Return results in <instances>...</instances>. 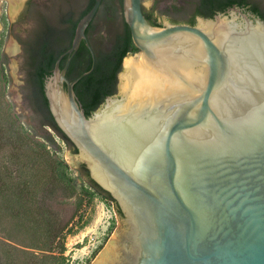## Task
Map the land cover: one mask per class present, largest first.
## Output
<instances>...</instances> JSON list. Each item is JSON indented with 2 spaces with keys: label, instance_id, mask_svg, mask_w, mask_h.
Here are the masks:
<instances>
[{
  "label": "water",
  "instance_id": "obj_1",
  "mask_svg": "<svg viewBox=\"0 0 264 264\" xmlns=\"http://www.w3.org/2000/svg\"><path fill=\"white\" fill-rule=\"evenodd\" d=\"M102 2L45 83L75 162L122 212L92 264H264V19L234 6L155 26L143 0H124L138 52L124 58L116 95L87 116L74 87L95 68L87 29ZM121 31L120 16L97 18L91 39L105 47ZM83 41L93 66L70 80Z\"/></svg>",
  "mask_w": 264,
  "mask_h": 264
},
{
  "label": "rangeland",
  "instance_id": "obj_2",
  "mask_svg": "<svg viewBox=\"0 0 264 264\" xmlns=\"http://www.w3.org/2000/svg\"><path fill=\"white\" fill-rule=\"evenodd\" d=\"M89 0H2L0 11V264H92L118 229L116 206L79 179L77 152L33 111L25 43L47 20ZM197 0H143L160 24L188 22ZM264 8V0H251ZM197 18V17H196ZM64 38V35H63ZM47 130L59 146L43 138ZM65 162L69 168H64ZM85 165V164H84ZM67 177L78 178L70 185Z\"/></svg>",
  "mask_w": 264,
  "mask_h": 264
},
{
  "label": "trees",
  "instance_id": "obj_3",
  "mask_svg": "<svg viewBox=\"0 0 264 264\" xmlns=\"http://www.w3.org/2000/svg\"><path fill=\"white\" fill-rule=\"evenodd\" d=\"M123 2L124 0H103L95 19L87 29L88 41L94 50L96 64L94 70L83 77L74 87L87 116L95 112L108 96H113L117 93L118 76L123 69L124 58L129 54L138 52V48L132 39L131 29L125 21ZM94 3L95 0H89L86 8L78 15H75L72 11L61 16V28L57 32L59 35L55 44L51 42L52 34L55 33V25L50 24L47 20H43L40 29L25 43L26 60L29 69V94L33 111L38 116L40 125L56 132L63 141L73 147L74 152L78 151L77 147L60 129L51 113L45 94V83L49 76L52 75L58 58L71 47L78 22L91 10ZM195 4L197 10L190 18L189 23L191 25L196 24V17L212 18L217 13L226 12L233 5L241 6L246 11L264 19V8L251 0H198ZM144 13L152 25L158 26L156 21L152 20L155 17L153 10H147L144 7ZM117 16L122 18V31L108 40L105 47L93 42L91 32L94 30L95 20L103 17L113 21ZM66 60L67 57H64L61 67H64ZM92 66L93 55L91 49L87 46L86 41H83L72 60L67 77L73 80L89 71ZM43 138L49 145L59 146L50 131L47 130V134ZM62 166L69 168V165L65 162L62 163ZM77 171L79 172V179L89 184L90 189H85L89 195L97 194L101 196L104 201L115 204L119 213H122L112 195L91 178L86 165L81 164ZM66 179L70 185L77 184L78 178L67 177Z\"/></svg>",
  "mask_w": 264,
  "mask_h": 264
},
{
  "label": "flooded vegetation",
  "instance_id": "obj_4",
  "mask_svg": "<svg viewBox=\"0 0 264 264\" xmlns=\"http://www.w3.org/2000/svg\"><path fill=\"white\" fill-rule=\"evenodd\" d=\"M198 1V0H197ZM234 6H238V5H233V6H231L230 8H228L227 10H226V12L228 11V10H230L232 7H234ZM145 7V6H144ZM239 7H241V6H239ZM242 8V7H241ZM196 10H197V7H196V4H195V12H194V14L196 13ZM154 18L152 19V20H154V21H156V24H160V21H159V19H158V17H157V15H156V13H155V11H154ZM190 22V20L188 21V22H185V23H187V24H190L189 23ZM175 23H182V22H175ZM116 95V94H115ZM52 113V112H51ZM53 115V114H52ZM54 117V116H53ZM54 120H55V118H54Z\"/></svg>",
  "mask_w": 264,
  "mask_h": 264
},
{
  "label": "bare ground",
  "instance_id": "obj_5",
  "mask_svg": "<svg viewBox=\"0 0 264 264\" xmlns=\"http://www.w3.org/2000/svg\"><path fill=\"white\" fill-rule=\"evenodd\" d=\"M20 1L21 0H11V2H13V4H15V6H17ZM1 3H2V0H0V11H1Z\"/></svg>",
  "mask_w": 264,
  "mask_h": 264
}]
</instances>
